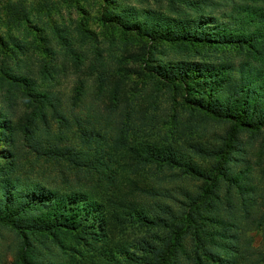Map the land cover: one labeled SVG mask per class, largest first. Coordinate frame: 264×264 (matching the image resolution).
Wrapping results in <instances>:
<instances>
[{
    "label": "trees",
    "instance_id": "16d2710c",
    "mask_svg": "<svg viewBox=\"0 0 264 264\" xmlns=\"http://www.w3.org/2000/svg\"><path fill=\"white\" fill-rule=\"evenodd\" d=\"M239 1L228 16L233 19V26H238L235 30L229 29V23L214 20H167L165 24L155 21L139 25L132 22L128 13L111 23L124 37L130 34L150 44L239 46L254 62L264 65V0ZM246 67L240 66V80L235 83L230 82L227 67L220 70V84H215V79L212 86L226 99L224 105L213 103L215 108L200 106L197 97H202L205 83L191 74L189 66L162 65L154 70L164 86L179 88L187 98H193L205 116L230 124L223 152L212 156L202 152L206 159L218 155L210 170L183 160V155L173 148L134 143L137 131H144V119L135 124L128 120L129 113L121 114L118 121H110L104 115L94 116L96 120L92 121L85 119L83 124L76 119L73 139L65 140L69 126L56 101L49 95L30 94L29 104L35 110L27 124L13 128L4 154L6 165L0 169V224L22 240L16 262L264 264V236L262 244L253 247L251 238L245 235L247 229L264 225V213L251 209L255 200L245 198L255 189L250 170L235 172L228 164L231 158L227 149L234 144L236 133H264L262 73H255L257 80H253L245 75ZM46 107L66 132L60 133L54 143L43 141L36 126L37 119L45 118L42 112ZM18 133H23L25 150L17 146ZM46 134L50 135L49 130ZM157 165L184 168L188 175L208 184L195 193L177 189L175 193L182 200L172 206L174 195H159L147 183L146 170ZM48 166L59 170L60 186L56 179L40 182L28 174H48ZM23 172L25 178L16 176ZM69 176L76 178L80 186H72ZM162 197H167L169 203H161ZM130 232L138 235L129 238ZM47 241L50 246L44 244ZM52 249L59 257L46 262L43 257L52 255Z\"/></svg>",
    "mask_w": 264,
    "mask_h": 264
},
{
    "label": "rangeland",
    "instance_id": "374dc122",
    "mask_svg": "<svg viewBox=\"0 0 264 264\" xmlns=\"http://www.w3.org/2000/svg\"><path fill=\"white\" fill-rule=\"evenodd\" d=\"M239 2L0 0V169L6 165L4 154L13 128L27 124L35 110L29 104L30 94H42L56 101L69 126L67 134L51 109L44 108L45 118L36 120L43 141L54 143L62 132L66 133L65 140L73 139L77 131L76 119L83 124L85 119L92 121L96 120L94 116L104 115L110 121H118L121 114L129 113L128 120L135 124L144 119V131H137L134 143H155L173 148L183 155V160L195 162L202 170H210L225 149L230 124L205 116L196 108L193 98H187L181 89L164 86L156 76L155 68L176 64L189 66L191 74L205 83L202 97H197L200 106L215 108L213 103L224 105L226 99L224 93L212 86L215 79V84H220L217 77L222 68L227 67L229 80L235 83L240 80V66L246 64L245 75L257 80L255 73L261 72L264 82V65L254 62L239 46L198 48L167 42L150 44L144 38L139 40L130 34L124 37L111 22L128 13L132 22L139 25H150L155 21L165 24L167 20L175 23L214 20L229 23V29L235 30L238 26H233V19L228 16L234 13ZM153 18L158 19L152 21ZM46 127L50 135L46 134ZM15 139L17 146L25 150L23 133H18ZM227 151L232 170H250L255 189L245 198L255 200L251 208L254 213H264V133L252 135L249 131H240ZM202 152L218 155L208 160ZM48 168L51 169L48 174L27 172L35 181L56 179L60 186L59 170ZM183 170L186 169L151 166L146 170L147 183L159 195H174L175 201L170 202L177 206L182 200L176 194L177 189L195 193L208 184ZM16 176L25 178L24 172ZM70 182L76 188L81 184L76 178ZM167 197L159 198V201L169 203L165 200ZM137 235L130 232L129 238ZM245 235L251 238L253 247H259L264 225L247 229ZM21 241L12 230L0 224V264H18ZM49 242L44 244L50 246ZM42 246L39 250L44 252ZM52 250V255L43 257L46 262L58 259L59 254Z\"/></svg>",
    "mask_w": 264,
    "mask_h": 264
}]
</instances>
